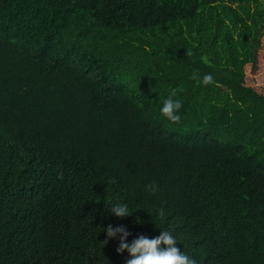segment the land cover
Instances as JSON below:
<instances>
[{
    "label": "trees",
    "instance_id": "trees-1",
    "mask_svg": "<svg viewBox=\"0 0 264 264\" xmlns=\"http://www.w3.org/2000/svg\"><path fill=\"white\" fill-rule=\"evenodd\" d=\"M109 225L264 264V0H0V264H126Z\"/></svg>",
    "mask_w": 264,
    "mask_h": 264
},
{
    "label": "clouds",
    "instance_id": "clouds-1",
    "mask_svg": "<svg viewBox=\"0 0 264 264\" xmlns=\"http://www.w3.org/2000/svg\"><path fill=\"white\" fill-rule=\"evenodd\" d=\"M193 79H197L196 74H193ZM204 85L211 84L213 77L211 74H205L200 81ZM176 93L172 91L165 99L160 113L167 120L178 123L181 120L180 111L183 104L180 99L175 98ZM145 189L150 195L156 196L160 192V185L153 182L145 186ZM110 212L116 217H127L132 215L129 205L127 203H116L110 207ZM159 215H165L164 210L161 209ZM137 223H140L137 220ZM106 231L107 239L105 244L111 239L118 238L119 244L116 248L117 254L128 253L126 264H197L196 260L190 257L185 252H181L177 245V238L167 230L161 231L158 236L149 238L145 235H139L128 242L129 236L132 234L124 227H113L109 225Z\"/></svg>",
    "mask_w": 264,
    "mask_h": 264
}]
</instances>
